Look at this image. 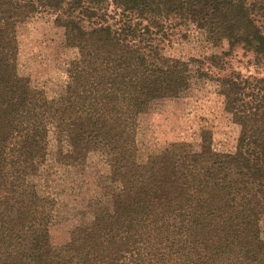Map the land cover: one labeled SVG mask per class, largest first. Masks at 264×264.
<instances>
[{
    "label": "trees",
    "instance_id": "16d2710c",
    "mask_svg": "<svg viewBox=\"0 0 264 264\" xmlns=\"http://www.w3.org/2000/svg\"><path fill=\"white\" fill-rule=\"evenodd\" d=\"M40 14L74 53L59 95L19 70ZM181 29L200 55L169 51ZM237 48L264 70V0H0V264H264V77L221 72ZM203 83L239 127L234 150L202 128L141 158L139 116ZM49 153L79 175L90 153L107 167L64 239L38 179Z\"/></svg>",
    "mask_w": 264,
    "mask_h": 264
},
{
    "label": "rangeland",
    "instance_id": "374dc122",
    "mask_svg": "<svg viewBox=\"0 0 264 264\" xmlns=\"http://www.w3.org/2000/svg\"><path fill=\"white\" fill-rule=\"evenodd\" d=\"M52 19L49 14H40L25 24L18 54L20 72L42 86L48 96L61 93L66 80L65 64L74 56L73 51L63 48L61 31L53 26ZM171 43L169 51L185 56L192 53L200 55L202 46H205L198 33L185 29L176 32ZM211 70L213 73L219 71L213 67ZM230 70L245 76L264 77V70L254 62L252 54L241 48L234 51L229 65L221 72ZM202 128L210 131L216 150H234L239 127L224 111L223 98L215 92L211 83L200 84L183 97L163 100L149 113L139 116L136 140L140 157L164 147L168 142L194 141ZM49 150L53 151L52 139ZM46 162L38 179L44 191L57 202L58 210L52 228L57 229L55 235L60 234L61 239L73 226L90 218L87 189L94 188L97 170L105 173L107 167L96 153L89 154L88 166L82 175L77 170L58 164L51 153ZM261 234L264 238V217Z\"/></svg>",
    "mask_w": 264,
    "mask_h": 264
}]
</instances>
